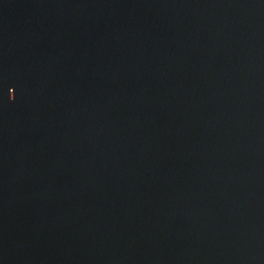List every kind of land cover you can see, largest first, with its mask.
Listing matches in <instances>:
<instances>
[{
	"label": "water",
	"instance_id": "obj_1",
	"mask_svg": "<svg viewBox=\"0 0 264 264\" xmlns=\"http://www.w3.org/2000/svg\"><path fill=\"white\" fill-rule=\"evenodd\" d=\"M0 264H264V0H0Z\"/></svg>",
	"mask_w": 264,
	"mask_h": 264
}]
</instances>
